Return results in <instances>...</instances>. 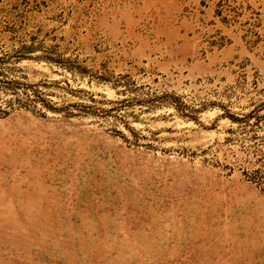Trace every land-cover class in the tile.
<instances>
[{
	"label": "rangeland",
	"instance_id": "obj_1",
	"mask_svg": "<svg viewBox=\"0 0 264 264\" xmlns=\"http://www.w3.org/2000/svg\"><path fill=\"white\" fill-rule=\"evenodd\" d=\"M0 264H264V0H0Z\"/></svg>",
	"mask_w": 264,
	"mask_h": 264
}]
</instances>
